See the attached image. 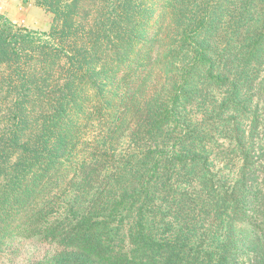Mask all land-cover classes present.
<instances>
[{"label": "trees", "instance_id": "obj_1", "mask_svg": "<svg viewBox=\"0 0 264 264\" xmlns=\"http://www.w3.org/2000/svg\"><path fill=\"white\" fill-rule=\"evenodd\" d=\"M40 1L0 23V256L264 264V0Z\"/></svg>", "mask_w": 264, "mask_h": 264}, {"label": "rangeland", "instance_id": "obj_2", "mask_svg": "<svg viewBox=\"0 0 264 264\" xmlns=\"http://www.w3.org/2000/svg\"><path fill=\"white\" fill-rule=\"evenodd\" d=\"M0 17V23L5 21L11 24L12 30L23 28L40 32L49 31L54 18L40 0H0ZM5 102L9 100L0 97V104ZM1 189L3 185L0 193ZM7 247L11 249L0 256V264H29L32 260L42 258L47 252L43 244L32 239L12 240Z\"/></svg>", "mask_w": 264, "mask_h": 264}]
</instances>
